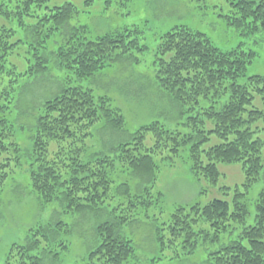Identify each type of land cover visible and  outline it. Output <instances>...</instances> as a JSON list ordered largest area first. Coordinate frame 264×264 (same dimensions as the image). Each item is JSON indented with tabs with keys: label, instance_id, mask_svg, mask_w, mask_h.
Wrapping results in <instances>:
<instances>
[{
	"label": "trees",
	"instance_id": "1",
	"mask_svg": "<svg viewBox=\"0 0 264 264\" xmlns=\"http://www.w3.org/2000/svg\"><path fill=\"white\" fill-rule=\"evenodd\" d=\"M49 1L17 0L13 9L0 0V19L15 18L24 32V37L16 39V28L0 23V188L8 168L13 162L21 164L25 157L31 166L33 190L44 204L60 200L66 209L78 213H108L97 228L99 239L89 250L86 264H129L136 244L121 231L159 198L153 191L158 168L155 157L165 151L174 157L188 146L197 178L216 185L221 177L218 164L223 162L240 163L245 180L232 189L231 202L216 198L205 205H178L170 218L156 227L160 249L181 243L192 253L200 238L218 243L223 234L239 226L234 238L209 253L210 263L264 264V192L251 224L247 222L251 212L244 202L264 169V140L255 127L264 121V75L238 82L256 52L241 47L224 51L201 31L183 24L173 26L161 35L157 47L156 83L176 103L192 104V110L200 105V99L211 101V105L187 118L189 133L172 131L155 121L108 151L86 156L87 141L97 125L121 132L126 120L107 95H96L78 81L94 77L131 51H143L147 46L141 44L138 26L94 37L86 25L71 24L78 13L74 4L51 7ZM105 1L110 4L113 0ZM234 7L235 16H228L231 25L245 33L264 32V0H239ZM13 56L21 57L18 63L13 62ZM53 73L57 92L42 101L35 118L17 127L13 111L24 88ZM257 96L262 108L254 105ZM222 101L218 108L216 103ZM206 120L214 121L212 129L206 130ZM22 131H32L31 150L20 144L17 135ZM149 135L153 137L151 145L147 144ZM212 135L221 142L203 149ZM118 164L145 184L140 188L116 179ZM62 225L57 222L59 228ZM59 234L52 224L30 230L25 242L11 246L5 264H58V247L67 248L57 243Z\"/></svg>",
	"mask_w": 264,
	"mask_h": 264
},
{
	"label": "rangeland",
	"instance_id": "2",
	"mask_svg": "<svg viewBox=\"0 0 264 264\" xmlns=\"http://www.w3.org/2000/svg\"><path fill=\"white\" fill-rule=\"evenodd\" d=\"M6 1L15 8L17 0ZM239 0H113L107 4L105 0H50L49 6L56 7L72 3L78 13L72 18L71 24L86 25L91 36H99L123 27L138 26L141 44L147 48L143 51L135 49L127 57L114 62L110 67L89 79L78 83L85 88H91L96 95H107L112 104L119 108L126 120L125 131H113L105 125H97L92 137L87 141L86 156L109 150L119 141L129 138L143 125L160 122L166 128L181 133H189L186 123L188 117L199 114L211 105V101L200 99V105H181L174 101L172 95L159 88L155 80L156 68L154 61L161 35L175 25H187L201 31L218 48L228 51L241 47L246 51L253 50L256 57L248 65L245 75L238 79L245 83L252 75H264V32L245 33L229 23L228 16H235ZM7 26L16 28L15 38L24 37V32L18 27L14 18L12 21L0 19ZM15 38L13 40H15ZM20 56H13L17 62ZM54 73L41 76L31 81L24 88L18 106L14 108L13 118L17 127L27 125L34 117L48 96L58 90V80ZM216 103L219 108L223 104ZM254 105L262 108L263 103L257 96ZM205 117V116H204ZM35 118V117H34ZM215 123L206 120L205 128L210 130ZM258 136L264 140V121L257 122ZM32 131L19 132L20 144L24 150L32 149L30 139ZM153 142L152 135L148 136L147 144ZM215 135L203 145L208 149L220 143ZM264 155V149H263ZM92 156V155H91ZM87 159V158H86ZM158 164L157 180L153 191L158 199L154 200L145 212H140L135 221L126 225L121 231L134 240L136 254L129 264H211L209 253L234 238L241 227L222 235L218 243L202 238L194 252L185 250L181 243L160 249L155 239V230L167 221L178 205L200 203L205 205L213 199L232 201V189L241 185L245 173L240 163H219L220 180L216 185L210 184L204 177L197 178L192 172V161L189 147L182 148L176 156L169 152L155 157ZM114 177L119 181H129L140 188L145 184L141 178L125 171L120 164ZM120 169V170H119ZM8 176L0 188V264H5L8 252L14 243H23L30 230H35L45 224L58 228L57 239L67 248L61 249L58 264H86L88 252L99 239L97 228L108 213L88 211L83 213L66 209L60 200L44 204L34 192L31 183V166L26 158L22 163H15L8 168ZM230 187L231 190H226ZM139 189V188H137ZM264 192V169L262 175L247 192L244 202L247 203L251 216L248 223H253L256 203ZM155 195V196H156ZM117 199L113 201L115 203ZM147 213V215L145 214ZM62 222V226H57ZM60 244V243H58Z\"/></svg>",
	"mask_w": 264,
	"mask_h": 264
}]
</instances>
